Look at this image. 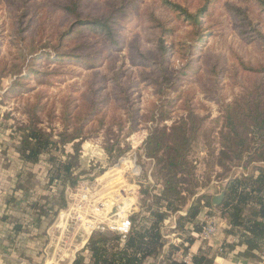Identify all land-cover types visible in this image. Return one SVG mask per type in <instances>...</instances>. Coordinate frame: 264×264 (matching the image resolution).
Wrapping results in <instances>:
<instances>
[{
  "label": "rangeland",
  "instance_id": "1",
  "mask_svg": "<svg viewBox=\"0 0 264 264\" xmlns=\"http://www.w3.org/2000/svg\"><path fill=\"white\" fill-rule=\"evenodd\" d=\"M70 1L0 0L1 167L21 164L20 135L40 106L37 123L55 141L61 142L62 133L84 139L74 186L89 182L103 203L127 194L131 206L141 211L132 216L139 227L156 221L152 211L168 212L158 226L177 224L179 234L169 240L191 235L205 215L197 223L186 222L188 209L224 192L230 177L252 171L230 162L227 175L215 157L222 148L227 106L255 93L260 84L264 88V72L249 70L264 65V9L257 0H170L193 13L207 6L200 36L180 9L164 0H79L78 16L64 9ZM114 11L113 40L80 22ZM153 14L165 21L166 32ZM29 67L49 75L40 81L28 74ZM20 72L26 75L24 83L13 89ZM191 110L202 120L190 152L196 167L181 183L187 203L174 196L170 208L160 199L163 181L148 139L155 129L170 127ZM72 145L65 151L73 152ZM67 152L50 150L59 161H65ZM50 157L45 152L37 163L22 165L23 182H12L10 191L21 195L20 212L33 213L31 222L38 224L41 238L49 224L56 226L54 244L38 252L54 258L53 264H74L78 244L73 232H63L65 220L58 216L67 207L66 187L74 186L65 189L59 181L50 182ZM209 209L205 211L217 213L221 221V210ZM176 230L167 227L165 234ZM35 235L27 231L22 238ZM75 235L81 240L83 233Z\"/></svg>",
  "mask_w": 264,
  "mask_h": 264
},
{
  "label": "trees",
  "instance_id": "2",
  "mask_svg": "<svg viewBox=\"0 0 264 264\" xmlns=\"http://www.w3.org/2000/svg\"><path fill=\"white\" fill-rule=\"evenodd\" d=\"M257 1L259 2L258 5L264 9V0ZM164 2L172 9L179 8L181 14L184 15V19L188 21L194 31L202 36V16L206 14L207 6L193 13L170 0H164ZM123 7L118 9L121 10ZM64 9L69 14L76 13L74 15L78 16L80 15L78 10L81 9V3L79 0H71L70 4ZM237 10L239 11L240 8H237ZM115 17L114 11L80 22L88 28H94L102 33L105 32L109 40H113L115 36ZM152 18L157 26L162 28L161 32L167 31L164 30L165 21L154 14ZM67 35L68 33L62 36L61 39H64ZM161 42L163 43V39H161ZM161 47L167 49L165 44H162ZM249 70L264 72V65L261 64L256 68L249 67ZM28 72L29 75H36L40 81L42 77L49 75L48 72L32 69L31 67H29ZM25 76L21 75V72L18 73L13 81L12 88L23 85ZM1 77L2 75H0ZM260 86L263 85H258L255 93L250 91L244 100L237 99L235 103L227 106L224 116L225 128L220 130L222 148L215 157V162L224 167L227 175L230 162L241 163L245 167L251 166L252 171L228 177L229 180L224 186L225 197L221 205L214 206L212 198L207 202L202 199L198 205L191 206L188 209L187 218H184L186 222L197 223L198 221L195 220L204 208H219L222 217H226L229 222L227 233L234 236L241 246L244 245L246 254L254 257L253 252L255 250L264 248V88L261 90ZM253 95H256V97H253ZM38 108L41 107L38 106L35 114L29 117V124L24 126L20 135L19 151L21 160L26 164H33L40 160L43 153H49L51 156L50 182L59 181L58 183L64 188L69 184L74 186L79 180V176L76 175L74 169L80 161L81 146L84 139H80L81 137L77 133L69 136L62 133L61 142L55 141L53 135L37 123L39 120ZM67 117V119L70 118V116ZM201 122L199 115L191 110L187 115H183L174 121L170 127L164 126L155 129L148 139V144H150L149 153L157 157L160 180L163 181L160 199H165L170 208L174 207V196L182 199V203L188 200V197H184L183 190H181V183L186 182V175H193V170L196 167V161L190 159V152L200 131ZM70 143L73 144V152L68 153L65 149L67 144ZM52 148L67 152L65 161H59L56 155L51 154L50 150ZM161 152L162 155H160ZM108 153H111V149L108 150ZM194 191L192 190L191 194ZM152 214L156 216V221L150 224L146 223L141 227L138 225V219L132 217L133 230L125 245L117 251L110 249L111 244H115L117 237L92 236L86 246L91 254V264H145L149 256L159 253L165 239L161 236L158 223L163 220L165 214L162 212L154 213L153 211ZM201 228L202 224L198 223L194 231H200ZM189 233L191 234L192 230ZM182 236L186 241L191 243L194 241L192 235L186 236L183 234ZM229 247L231 250H235V243H231ZM177 249L173 245L170 246L166 264H180L172 258V254ZM80 262H82V259L79 258L74 264H80ZM194 262L195 264H214V259L209 258L207 253L200 252L195 256Z\"/></svg>",
  "mask_w": 264,
  "mask_h": 264
},
{
  "label": "built area",
  "instance_id": "3",
  "mask_svg": "<svg viewBox=\"0 0 264 264\" xmlns=\"http://www.w3.org/2000/svg\"><path fill=\"white\" fill-rule=\"evenodd\" d=\"M93 188V185L86 181L79 182L74 187H67V207L61 209L58 213L60 220H65L63 232L70 233L73 229L74 232L83 233L81 240L76 235H73L72 239L78 245L82 243L85 248L94 235L115 236L117 239L115 244H111L110 249L117 251L125 245L133 230L134 222L132 216L140 214L141 211L140 209L136 210L138 207L133 208L131 206L132 202L130 201V197H127V194H123L122 199L120 197L115 198L114 201L108 199L106 203H103L92 192ZM109 208L110 210L107 211ZM144 214L147 216L150 215V213ZM204 215L205 219L201 223V230L194 231V228L192 229L191 235L194 238L192 243L184 240L180 236L176 238V241L173 239L169 240L173 235L177 236L179 234L176 223L170 226L167 224L161 227L159 226L161 236L165 239V242L160 252L156 255L149 256L145 264H166V257L172 245L178 248L172 254V258L180 264H195V256L200 252L207 253L209 258H213L214 264L230 261L235 252H239L241 245L237 243L236 239H231L224 240L215 246L213 240L219 233L220 217L217 213L215 215V213H209V211ZM167 217L168 212L165 213V219ZM199 220L197 218L196 221ZM167 227L173 230L177 229L176 233L173 232L171 235H166L165 231ZM231 243H235V250L230 249L229 246ZM253 253L255 254L256 260L246 264H264V248L255 250ZM22 264H26V262L23 261Z\"/></svg>",
  "mask_w": 264,
  "mask_h": 264
},
{
  "label": "crops",
  "instance_id": "4",
  "mask_svg": "<svg viewBox=\"0 0 264 264\" xmlns=\"http://www.w3.org/2000/svg\"><path fill=\"white\" fill-rule=\"evenodd\" d=\"M22 165H26V163H24L22 160L21 164H15V162L12 164L10 163L8 168H3L0 165V168H2L0 170V264H22V261L25 259L31 264H53L52 261H54V258H47L43 254H40L38 250L41 248V246L46 247L47 244L50 246L51 241L54 244V240L51 236L52 232L56 229V226H54V224L50 226L49 224L46 235L41 238L39 235L38 226H36L37 223L35 222L34 224L33 221L31 222V220L35 218H30V215L33 213L28 215V213L23 214L20 212L18 206L22 203L20 198L21 195H19L17 192L13 193L10 191L12 182H23ZM18 169L19 171H17ZM14 171L18 172L16 173L15 177L12 174ZM10 176H12V178ZM206 212L207 211L202 210L198 218L202 217ZM29 221L32 223V226L27 225ZM219 223V233L213 240V244H215V246L224 240L235 239L234 236H231L227 233V229L229 228V222L227 218H222ZM27 231L32 233V235L35 233H37V235L31 239L28 236V238H22V236L25 235ZM71 231L74 235L77 233L74 232L73 229ZM71 231L68 233L69 236H71ZM78 234L79 233H77V235ZM74 254L73 260L80 258L82 259L80 264H91V254L85 247H83L82 243L76 247ZM255 260L256 258L254 256H250L249 254L245 253V247L242 245L240 246L239 252H235L233 258L230 261H224L221 264H246Z\"/></svg>",
  "mask_w": 264,
  "mask_h": 264
},
{
  "label": "water",
  "instance_id": "5",
  "mask_svg": "<svg viewBox=\"0 0 264 264\" xmlns=\"http://www.w3.org/2000/svg\"><path fill=\"white\" fill-rule=\"evenodd\" d=\"M224 197H225V192H221L219 194H216L212 199L213 205H215V206L221 205L223 200H224Z\"/></svg>",
  "mask_w": 264,
  "mask_h": 264
},
{
  "label": "bare ground",
  "instance_id": "6",
  "mask_svg": "<svg viewBox=\"0 0 264 264\" xmlns=\"http://www.w3.org/2000/svg\"><path fill=\"white\" fill-rule=\"evenodd\" d=\"M127 204V203H126ZM228 230V229H227Z\"/></svg>",
  "mask_w": 264,
  "mask_h": 264
}]
</instances>
